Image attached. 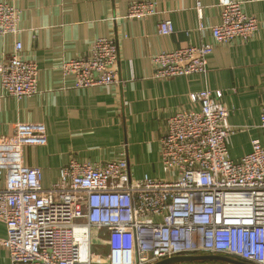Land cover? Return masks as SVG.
I'll list each match as a JSON object with an SVG mask.
<instances>
[{"label":"built area","instance_id":"obj_1","mask_svg":"<svg viewBox=\"0 0 264 264\" xmlns=\"http://www.w3.org/2000/svg\"><path fill=\"white\" fill-rule=\"evenodd\" d=\"M218 7L219 22L210 28L213 42L152 55L154 79L203 74L215 45L254 37L259 23L245 13L243 2L219 0ZM154 13L153 1L131 0L125 18ZM18 21V9L0 0V36L16 35ZM172 30L169 19L158 24L161 35ZM21 50L16 41L0 63L1 89L15 98L38 91V68ZM60 69L74 77L76 88L119 83L117 39L97 38ZM222 94L192 92L189 98L200 109H178L167 117L159 139L163 178L133 177L125 158H71L57 181L44 187L40 168L25 163L23 148L45 144L46 127L15 123L13 134L0 138V221L6 228L0 245L10 264H91V238L100 230L110 238V264H153L192 254L264 264V146L253 140L250 152L235 160L229 156V111ZM259 124L264 128V105Z\"/></svg>","mask_w":264,"mask_h":264},{"label":"crops","instance_id":"obj_2","mask_svg":"<svg viewBox=\"0 0 264 264\" xmlns=\"http://www.w3.org/2000/svg\"><path fill=\"white\" fill-rule=\"evenodd\" d=\"M6 1L19 11V32L0 36V63L19 41L21 55L38 68V91L15 98L0 86V138L11 136L17 122L45 125L46 143L23 148L25 163L40 168L44 187L57 181L60 167L71 158L89 162L125 158L135 178L165 177L159 139L166 119L178 109L199 110L189 94L203 89L223 93L220 101L229 111L227 149L232 159L250 152L253 140L264 146L259 124L264 105V1L237 0L259 23L250 41L215 45L203 74L161 80L152 77L151 56L212 43L210 28L219 22V0H150L156 13L143 19L125 18L131 0ZM164 19L173 28L167 35L158 33ZM100 37L117 39L119 83L76 88L74 77L64 75L60 65L84 55ZM5 237L0 221V239ZM109 239L104 230L91 238V264H110ZM0 264H10L2 245Z\"/></svg>","mask_w":264,"mask_h":264},{"label":"water","instance_id":"obj_3","mask_svg":"<svg viewBox=\"0 0 264 264\" xmlns=\"http://www.w3.org/2000/svg\"><path fill=\"white\" fill-rule=\"evenodd\" d=\"M199 261H220L227 264H251L241 259H237L226 255H220V254L176 255L165 259H161L153 264H178V263H192Z\"/></svg>","mask_w":264,"mask_h":264},{"label":"rangeland","instance_id":"obj_4","mask_svg":"<svg viewBox=\"0 0 264 264\" xmlns=\"http://www.w3.org/2000/svg\"><path fill=\"white\" fill-rule=\"evenodd\" d=\"M198 263H204V262H192L191 264H198ZM207 263H211V264H227V263L220 262V261H209Z\"/></svg>","mask_w":264,"mask_h":264},{"label":"trees","instance_id":"obj_5","mask_svg":"<svg viewBox=\"0 0 264 264\" xmlns=\"http://www.w3.org/2000/svg\"><path fill=\"white\" fill-rule=\"evenodd\" d=\"M199 262H208V261H199Z\"/></svg>","mask_w":264,"mask_h":264}]
</instances>
